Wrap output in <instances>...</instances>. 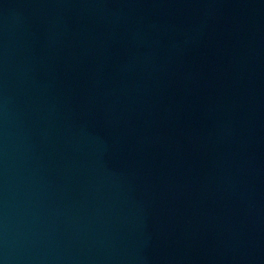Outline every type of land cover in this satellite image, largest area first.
I'll return each mask as SVG.
<instances>
[{"label": "water", "instance_id": "1", "mask_svg": "<svg viewBox=\"0 0 264 264\" xmlns=\"http://www.w3.org/2000/svg\"><path fill=\"white\" fill-rule=\"evenodd\" d=\"M95 0H0V264H154Z\"/></svg>", "mask_w": 264, "mask_h": 264}]
</instances>
